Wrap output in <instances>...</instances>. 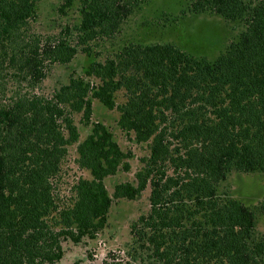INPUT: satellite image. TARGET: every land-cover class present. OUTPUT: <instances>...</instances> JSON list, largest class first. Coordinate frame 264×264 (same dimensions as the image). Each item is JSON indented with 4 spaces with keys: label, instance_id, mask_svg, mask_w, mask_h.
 <instances>
[{
    "label": "trees",
    "instance_id": "trees-1",
    "mask_svg": "<svg viewBox=\"0 0 264 264\" xmlns=\"http://www.w3.org/2000/svg\"><path fill=\"white\" fill-rule=\"evenodd\" d=\"M41 1L0 0V264H59L65 244L97 239L114 201L147 190L149 210L131 224V242L101 264H264L255 230L264 200L252 209L219 195L230 173L264 178V0H189L191 13L244 24L213 61L172 43H129L49 93L47 69L79 51L90 56L142 0H79L78 23L52 36L34 30ZM71 6L65 0L58 11ZM93 101L116 111L119 130L148 151L134 182L111 195L105 180L128 173L132 155L91 121ZM76 116L90 128L82 140ZM70 147L88 178L64 191Z\"/></svg>",
    "mask_w": 264,
    "mask_h": 264
},
{
    "label": "rangeland",
    "instance_id": "rangeland-1",
    "mask_svg": "<svg viewBox=\"0 0 264 264\" xmlns=\"http://www.w3.org/2000/svg\"><path fill=\"white\" fill-rule=\"evenodd\" d=\"M65 0H42L38 5V15L34 30L41 36H52L64 27H73L79 21V0H72V6L65 15L59 8ZM241 21L227 22L211 13L194 14L189 11V0H142L140 6L129 16L117 34L111 39H99L90 45L91 55L80 51L66 66L51 65L46 71L42 91L52 92L67 82L69 76L81 75L91 60H104L129 43L155 44L172 43L194 57L215 60L225 48L237 39L243 31ZM118 101H121L118 99ZM80 116L75 123L84 138L90 128L80 124ZM118 114L108 111L98 101H93L92 122L104 124L113 134L114 140L124 152H130L128 173L118 172L115 177L105 180L104 184L112 194L113 187L123 182H134V174L140 168V158L148 155L144 144L138 145L132 135H127L117 127ZM74 147L63 162L61 189L65 191L78 177L88 178V174L75 165ZM149 190L143 192L135 201H114L106 228L97 239L79 247L65 244L67 253L59 264H73L77 260L87 263L89 256L95 264H101L109 253L123 251L131 242L130 226L139 216L149 210ZM220 196H231L250 208L264 200V178L260 174L230 173L219 186ZM256 234H264V216L257 214ZM65 250V251H66ZM123 257V253L120 252Z\"/></svg>",
    "mask_w": 264,
    "mask_h": 264
}]
</instances>
